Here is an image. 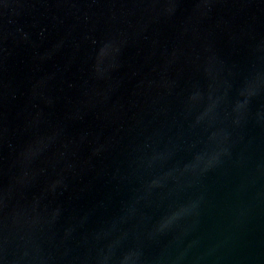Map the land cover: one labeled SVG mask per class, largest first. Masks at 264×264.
I'll return each mask as SVG.
<instances>
[{
	"label": "water",
	"instance_id": "95a60500",
	"mask_svg": "<svg viewBox=\"0 0 264 264\" xmlns=\"http://www.w3.org/2000/svg\"><path fill=\"white\" fill-rule=\"evenodd\" d=\"M0 264H264V0H0Z\"/></svg>",
	"mask_w": 264,
	"mask_h": 264
}]
</instances>
